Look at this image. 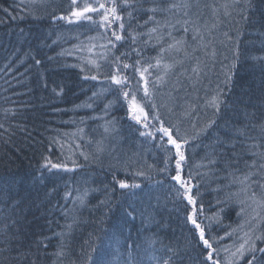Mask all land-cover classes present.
<instances>
[{
  "label": "trees",
  "instance_id": "1",
  "mask_svg": "<svg viewBox=\"0 0 264 264\" xmlns=\"http://www.w3.org/2000/svg\"><path fill=\"white\" fill-rule=\"evenodd\" d=\"M141 2L146 9L151 0ZM171 2L178 0H161L163 4ZM116 4L117 14L124 16L126 34L128 9L122 6V0H116ZM228 5L230 15L220 13L223 32L219 35L227 34L226 41L222 46H212L215 62L204 58L206 70L199 78L209 89L210 98L218 86L224 88L225 73L230 68L233 72L230 91L225 90L223 96L228 107H221L216 124L193 139L189 134L195 131L192 125L198 129L213 116L212 108L205 106L208 98L190 101L187 94L153 101L162 105L160 119L169 120L164 125L173 129L172 122L177 123L181 136L189 138L181 147L185 160L181 161L180 174L186 180L191 176L190 195L196 201V218L205 228L206 238L211 237L213 259L219 264H249L251 253L241 262H233L232 252L226 250L234 242L247 239L241 224L252 219V212L251 206L240 203L242 196H229L237 186L229 187L232 177L219 162L223 157L217 138H227L233 125L255 124L246 131L253 137L262 134L264 0H251V7H232L231 2ZM73 8L72 0H0V249L8 247L15 257L6 262L0 256V264H124L130 257L131 264H161L172 255L169 248L180 252L183 259L179 264H212L206 259L209 250L202 246L198 230L188 219L193 205L186 196L179 195L185 190L172 178L177 173L175 147L151 124L148 129H153L155 139L145 136L140 141L134 136L147 129L134 126L124 111L122 93L115 84L109 88L113 56L131 52L129 41L120 42L114 51L107 48L110 55L101 56L97 67L91 63L94 53L88 49L96 48L91 41L97 39L98 30L83 17L82 21L71 22L59 18L70 17ZM92 14L97 12L87 16ZM149 15L143 10L133 12L131 24L136 31L144 32L151 26L144 25ZM109 20L110 27L118 30L120 21ZM93 30L97 33H91ZM103 32L106 49L109 32ZM174 35L180 37L183 32L178 30ZM188 37L190 40L191 33ZM144 39L147 37H140V41ZM135 46L142 54L121 56L129 59L125 63L141 70L154 64L158 48L140 42ZM197 49L204 52L203 48ZM234 51L239 52V58L232 67ZM137 60L141 63L136 64ZM157 69L145 73L149 83L150 74L153 78L161 75ZM138 72L133 67L122 70L128 77L125 90L130 95L140 86ZM92 76L97 78L93 80ZM188 101L191 108L186 110ZM182 102L185 110L179 111L183 112L179 116ZM121 132L134 135L126 138ZM173 134L175 137L174 129ZM227 151L230 156L232 150ZM235 151L240 152L241 147L238 145ZM129 155L136 157L134 162L128 163ZM45 156L53 163H66L68 168L74 167L73 161L79 166L73 171H49L43 168ZM214 157L218 160L215 165L209 163ZM251 159L245 155L233 168L244 171V160ZM133 166H149L150 170L141 177ZM120 181L140 187L121 189ZM252 187L263 199V189ZM86 189L89 195L81 207L76 197ZM132 209L134 219L127 215ZM256 247L264 248V239ZM255 255L252 264H264V253L257 251Z\"/></svg>",
  "mask_w": 264,
  "mask_h": 264
},
{
  "label": "snow or ice",
  "instance_id": "2",
  "mask_svg": "<svg viewBox=\"0 0 264 264\" xmlns=\"http://www.w3.org/2000/svg\"><path fill=\"white\" fill-rule=\"evenodd\" d=\"M23 2L24 0H21V3ZM76 3L77 0H72L73 5H75ZM241 5L251 7V0H231L232 7H240ZM122 6L128 9V30L126 34V24L124 22V16L117 14L118 6L116 4V0H111L110 8L106 7V5L103 3H99L96 7L85 5L83 8L74 9L71 13V16H74L77 19H80L81 17H83L84 19H91V17H88L85 14L89 12H96L99 9H104L105 11L102 14V19L105 22L111 23V21L109 20V13H111L112 18L115 21H120V23L118 24V30H114L111 32V37H114V39L110 38L108 41V44L111 46L110 50L114 51L116 49V42H122L126 39L131 45H137L138 42H140L146 46H160L158 55L156 57H153L155 63L148 64L146 67H143L142 70L135 68V65H129L128 63H124L121 61V56H129L131 55V52H134L137 56H140L142 54V50L140 47L135 46L132 47L131 52H122L120 53V55H114L113 60L111 61L113 66L112 74L108 77L112 84L119 86L118 91L122 93L123 97L125 99H129V91L125 90L128 86L129 81L128 77L122 74V70L133 67L134 71H139L142 81V88L140 90L143 92V96L145 98H148L143 102L150 103L151 107L155 110L156 104L152 99L154 93L148 87L149 81L145 78V73H147L150 68H160L162 66L164 69V74L157 76L156 81L154 82L156 86H160L167 82L165 80V77L169 72H173L178 66L182 67L184 64L183 59L179 61H173L171 63H163V57L165 53L174 51L176 53H183L185 58L192 57L196 61V63L191 67V72L194 74L197 81L199 80L200 74L203 71V69L200 67V58L196 56V52L198 49L195 47H191L187 39L188 34L191 33V39L193 41H197L203 47L206 48L208 44L211 43V40H208V42L205 43V33L202 31V28H206L207 25L198 24V12L193 11V9H198L200 7V0H178V2H171L166 4L161 3V0H151L150 6L146 9L143 8L141 0H122ZM211 7L213 8L214 12L217 11L215 5H212ZM222 7L225 9V15H230V13L227 11L229 5L225 4L222 5ZM138 10H143L150 13L147 20L144 21V25L151 24V26L148 27L144 32L136 31V29L131 24V21L135 18L133 16V12ZM5 11H7V9H5ZM158 13L160 15H157ZM242 16L244 19H247V16L243 15V13ZM193 17H196L197 19H194ZM59 18L68 19L69 22H71L70 17ZM144 25H137V27H143ZM177 26H179V28ZM212 28H215V25H212ZM178 30H182L183 32V35L180 37H176L174 35V32ZM207 35L209 37L211 36V30L208 31ZM140 37H147V39L140 41ZM153 40L155 41V45H153ZM102 47L104 46L102 45ZM189 48H191V51H189ZM212 54L215 55L214 51ZM233 57L234 59L232 67L235 66V61L239 58V52L234 51ZM36 63L39 64L40 61H36ZM91 63L95 64L96 62L91 61ZM135 63L140 64L141 61L137 60ZM97 67L99 66L97 65ZM186 71L187 70L182 71L180 75H184ZM232 75L233 72L230 68L229 71L225 73V79L222 81L224 88H220L218 86L216 94L207 99L205 106L212 108L213 116L211 119L205 122L202 127L198 129L196 128V125H192L193 129H195L194 135L192 137L193 139L198 138L201 134L206 133L209 128L216 124V117L220 115L222 106L228 107L223 99V96L225 94V90L230 91ZM91 78L95 80L97 77L92 76ZM188 78L192 79V77ZM137 83L139 84L140 82L138 81ZM129 108L133 114L132 119L135 120L138 124H141L144 129H148V113L145 111L143 104L137 101L135 94L131 95V98L129 100ZM153 118L159 122V126L156 128V131L162 133L163 136H166L167 143L175 147V154L178 157V159L175 161L177 173L172 178L179 182L180 187L185 190L184 192L179 193V195L186 196L188 203L190 205H193L192 214L188 217V219L191 221L194 228L198 230V237L199 241L202 242V246L205 249L209 250L207 252L206 259L208 261H211L212 264H219L217 260L213 259L212 252L215 251V249H213V245L212 243H210L211 237L209 236L208 238H206L205 228L201 226V223L198 222L196 218V201L193 196L190 195L192 191V188L189 186V180L191 176L189 174V179L186 180L182 178L180 174L181 161L185 160V155L184 152L181 151V147L182 144H187L189 142V138L187 136L182 137L179 128L175 129L174 137L173 129L164 125V122L160 119L158 111L155 112ZM247 118L248 117L246 116V119ZM228 125L229 122L225 121V127H228ZM249 126H251L252 128L256 127L255 124H246L243 127L233 125L231 128H229L231 134L227 136V138H217V143L221 145L220 156L223 157V160L219 162L222 163L224 169L227 170L228 176L232 177L229 187H231L232 185L237 186L236 192L230 193L229 196H242L243 198L240 200L241 204H244L248 199L255 201L257 192L252 187L253 185H258L261 189H264V123L260 125L262 134L258 137H253L248 131H246ZM105 131H107V129H105ZM140 135L152 137L153 139H155V136L150 131L140 132ZM239 137H243V139H238ZM238 145L241 147L240 152L235 151ZM229 149L232 150L230 156L227 151ZM81 155L84 154L81 153ZM245 155L252 157L250 161L244 160L245 170L241 171L239 167L233 168V165L240 164L243 156ZM84 158L85 160H87L88 156L85 155ZM44 161L45 163L43 165V168L49 171L52 169H64L66 171H73L75 167L79 166L76 161H73L72 163L74 167L68 168L66 163H53L47 156L44 157ZM209 163L215 165L218 163V160L214 157L209 160ZM237 173H239V175H237ZM137 174L142 175L143 173L138 172ZM254 177H256V179H254ZM119 187L121 189L138 188L140 187V185H129L126 182L120 181ZM88 195L89 190L87 189L77 195L76 200L80 202L81 207L85 205ZM101 203L104 202L102 201ZM241 211H243V208H241ZM134 212L135 209L127 211V215L134 219ZM67 227L68 229H71L72 225L68 224ZM245 236H248L249 239H246L244 243L241 244L236 249V251L232 253V256L239 255V257L242 258L245 252L251 253L252 255L251 259L249 260V264H252V261L256 260L255 253L257 251L264 253V248L257 249L255 241L264 239V237L256 236L255 239H252V237L249 236V233L247 232L245 233ZM249 241H251V243ZM246 245H248L247 248L245 247ZM44 247H47V245H44ZM168 251L171 252L172 255L168 256L166 259H163L161 264H179V261L183 259L180 255V252L172 248H169ZM0 256H3L4 261L6 262L15 259V257H12L10 255V249L8 247L0 249ZM33 264H35V262H33Z\"/></svg>",
  "mask_w": 264,
  "mask_h": 264
},
{
  "label": "rangeland",
  "instance_id": "3",
  "mask_svg": "<svg viewBox=\"0 0 264 264\" xmlns=\"http://www.w3.org/2000/svg\"><path fill=\"white\" fill-rule=\"evenodd\" d=\"M231 1L230 0H203V1H200V7L197 9V12H198V24L200 25H207L206 28H202V31L205 33V43L208 42V40H211V43L208 44V46L205 48L203 47L200 43H198L197 41H193L192 39L188 40V43L189 45H191V47H195V48H203V50H206V51H209L211 53H213L214 49L212 46L217 45V46H222L224 43H225V34H220V32H223V26L221 25L223 23V19L220 15V13L222 14L224 12L225 14V9L222 7V5H225V4H229ZM99 3H103L106 5L111 7V0H77V3L74 5V8L71 10L73 11L74 9H79V8H83L85 5H88V6H92V7H96ZM212 5H215L216 8H217V11L214 12L213 11V8L211 7ZM101 11V13L99 12ZM104 9H99L97 12L96 15H91V19H84V21L86 20H89L90 24L92 25V27L96 28L98 30V33H100L99 31L103 32L104 30L105 31H108L109 33L116 30L115 27L111 28V24L112 23H108V22H105L103 19H102V14L104 13ZM72 13V12H71ZM88 13H86L85 15L87 16ZM110 14V13H109ZM223 14V15H224ZM70 18H71V21H79L82 19H77L76 17L74 16H71L70 14ZM112 19V16L109 15V19ZM197 19V18H196ZM114 20V19H113ZM115 21V20H114ZM87 22V21H86ZM117 23H119L118 21H115ZM212 25H215V28H212ZM107 27V29H106ZM211 30V36L209 37L207 35L208 31ZM108 33L107 35V39L109 40L110 38L111 39H114V37H111V35ZM189 37H187L188 39ZM104 42V43H103ZM105 42L107 43V41H103L102 38H100L99 36H97V39L95 38L94 40L91 41L92 43V46L93 47H96L95 49L92 48V49H88V51H93V61H95L96 63L95 64H100L99 62L100 61V57L102 56L103 58L106 57V54L107 55H110V50H107V48H111V46L108 44V46L106 47V49H104V47H102V45L104 46ZM167 42V41H166ZM117 43V47L119 46V43L120 42H116ZM127 44V43H126ZM131 45V44H130ZM91 45L88 44V48L92 47ZM116 47V48H117ZM133 45H131L130 49H132ZM154 48H158L160 46H153ZM158 52L159 50L157 51L156 55H153V57H156L158 55ZM166 54V57L167 58H164L163 57V63H171L173 61H179L181 59L184 60V64L182 67L178 66L173 72H169L168 75L165 77V80L167 81L165 84H163L165 87L167 86V89L170 90H174L175 91V95L176 97L178 96H186L187 94H189L190 96V101H203L202 99H207L208 96H209V89H207V86H206V89H205V82L204 80L201 81V79H199L198 81L196 80V77L194 76V74L191 72V67L195 65L196 61L192 58V57H187L185 58L183 53H176V52H170V53H165ZM207 59V58H206ZM128 58H121V61L122 62H128ZM204 59H200V63L201 61H203ZM155 63V61H154ZM141 67V66H139ZM162 67V66H161ZM158 68L157 70H159V72L161 73V75L164 74V69L162 67V69ZM156 69V68H155ZM127 70V69H126ZM184 70H187L185 72L184 75H180V73ZM206 70V67L204 66L203 68V71H202V74L204 73V71ZM138 72V71H137ZM155 72V71H154ZM94 73V72H93ZM92 73V74H93ZM139 73V77H140V72ZM137 73V74H138ZM95 75L97 74L96 72L94 73ZM201 75V74H200ZM188 77H192V79H189ZM146 78V77H145ZM157 78V77H156ZM156 78H153V76H148V79H152V82H150L148 84V87L149 89L155 93L154 91H156V89H152L153 85L156 86V84L154 83L156 81ZM172 81V82H171ZM141 82L140 83V86L137 87V90L135 92V95H136V99L138 102H141L143 104V107L145 109V111L148 113V117H149V124H151V127L154 128L156 130V128L159 126V125H156V120L153 118L154 115L152 112H156V111H159V107H161L159 104H157V107L156 109L154 110L152 107H149L147 103H144L143 101H145V97L143 96V92L140 90L142 88V81H139ZM170 82V84H169ZM129 83V82H128ZM204 86V88H202ZM112 87V83L109 84V88L111 89ZM158 87V86H156ZM119 86L115 85V89H118ZM115 93V92H113ZM155 95L156 97L158 98H155ZM215 95V93H214ZM131 98V95L129 94V99H125L123 98L124 101V104H125V107H124V111L129 114L131 120L134 122V126H137V125H141V124H138L135 120L132 119V112L129 108V100ZM162 99L160 98V93L157 92L153 95L152 99ZM185 97H182V99H184ZM181 99V98H180ZM171 100V99H169ZM151 106V104H150ZM186 110L190 109L191 108V103L188 101L186 103ZM152 110V112H151ZM184 102H182V104L180 105L179 109H178V112L179 111H184ZM183 112H179V116H182ZM161 115H163L161 113ZM137 124V125H136ZM153 130V129H151ZM150 129H147L146 131H150L152 132ZM183 137V136H182ZM174 147V146H173ZM264 191V189H263ZM260 193L257 192V196L255 198V201L254 200H251V199H248L246 200V204L247 206H251V214L249 215V218L251 220H246V221H243V223L241 224L242 227H244L245 231L247 233H249V236L252 237V239H255L256 236H261L263 235L264 233V201H262L263 199H258L260 197ZM243 198V197H242ZM262 212V213H261ZM260 213V214H259ZM263 214V215H262ZM261 220L263 221V223H261ZM245 236V234H243ZM247 239H249L248 236H245ZM246 239H242L240 241H236L234 242L232 245H230L228 248L229 249V252L231 251L232 253L236 251V249L244 243ZM258 240L255 241V243H257ZM251 243V241H249ZM246 248L248 247V245L245 246Z\"/></svg>",
  "mask_w": 264,
  "mask_h": 264
},
{
  "label": "bare ground",
  "instance_id": "4",
  "mask_svg": "<svg viewBox=\"0 0 264 264\" xmlns=\"http://www.w3.org/2000/svg\"><path fill=\"white\" fill-rule=\"evenodd\" d=\"M91 33H97V31H95V30H93ZM97 35V34H96ZM98 36L100 37V38H102V37H105L106 36V33L105 32H102V33H98ZM189 51H191V48H189ZM196 56H198L200 59H204V58H207V59H209L212 63H214L215 62V59H214V57H215V55H213L211 52H209V51H206V50H204V52H196ZM166 57V54H164V58ZM201 62H203V64H202V68H204V66H205V64H204V62H207L206 60L205 61H201ZM157 88V89H156ZM152 89H156L157 91H154L155 93H157V92H159L160 93V98H162L163 100H166L168 97H172L173 99H175V91L174 90H170L169 91V89H167L164 85H161V87L160 86H158V87H156L155 85H153V87H152ZM154 93V94H155ZM156 96V95H155ZM156 107H157V105H156ZM153 113V115L155 114V112H152ZM160 115V114H159ZM115 120V119H114ZM163 122H165V123H168V121L169 120H167V119H161ZM173 123V129L175 130L176 129V126L178 125L177 123H175V122H172ZM92 124H94V126H96V127H98V124L96 123V122H92ZM112 126H114L113 128L115 129V127H116V123L115 122H112ZM179 127H180V125H179ZM186 128H188V127H184L183 128V130L184 129H186ZM116 130V129H115ZM190 130L191 129H188L187 130V132H190ZM118 131V130H117ZM122 133V132H121ZM122 134H124L125 135V137L126 138H129L130 136H132V135H134L133 133H122ZM189 134H192V135H194V133H189ZM134 136H136L138 139H140V141L141 140H145V136H141V135H134ZM186 144H182V147H184ZM164 151V150H163ZM130 156V155H129ZM133 157V158H132ZM130 158L131 159H129V161H128V163L129 162H134L135 161V159H136V157L135 156H133V155H131L130 156ZM134 167V166H133ZM138 168H141L140 170L138 169ZM134 170L136 171V173H143L142 175H138V176H141V177H144V176H146L148 173H149V170H150V167L149 166H141V167H134ZM264 198V197H263ZM258 199H262L261 197H259ZM262 201H264V200H262ZM262 213V212H261ZM264 213V212H263ZM251 214V213H250ZM260 214V213H259ZM263 215V214H262ZM248 217V216H247ZM263 217H264V215H263ZM262 223H263V221H262ZM262 237H263V235H262ZM261 240V239H260ZM258 242H259V240L257 241V243L256 244H258ZM229 249L230 248H226V250L227 251H229ZM231 252V251H230ZM248 254H250V253H248V252H245V254H244V256L245 255H248ZM127 256L128 257H130L131 256V254L130 253H128L127 254ZM243 256V257H244ZM232 258H231V261H233V262H241V260H242V258L241 257H239V255H237V256H231ZM125 261V263L124 264H131V261H132V257H130L129 259L127 258L126 260H124Z\"/></svg>",
  "mask_w": 264,
  "mask_h": 264
}]
</instances>
